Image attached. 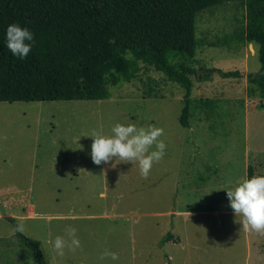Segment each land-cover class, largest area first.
Wrapping results in <instances>:
<instances>
[{"label":"rangeland","instance_id":"rangeland-1","mask_svg":"<svg viewBox=\"0 0 264 264\" xmlns=\"http://www.w3.org/2000/svg\"><path fill=\"white\" fill-rule=\"evenodd\" d=\"M244 23L242 0L195 12L192 66L242 76L191 75L187 127L184 89L146 64L105 99L0 101V202L46 264H224L216 223L235 218L208 211L222 207V188L248 165L264 175V99L247 95L245 75L259 68L257 45L240 37ZM116 122L163 129L165 153L147 177L135 162L92 163L88 136ZM67 225L80 245L57 255L50 241ZM105 249L117 260L102 257ZM0 264H36L1 215Z\"/></svg>","mask_w":264,"mask_h":264},{"label":"trees","instance_id":"trees-1","mask_svg":"<svg viewBox=\"0 0 264 264\" xmlns=\"http://www.w3.org/2000/svg\"><path fill=\"white\" fill-rule=\"evenodd\" d=\"M227 1L239 0H0V101L105 99L111 86L129 81L146 64L184 89L179 123L187 127L190 76L208 77L192 66L195 12ZM242 1L240 37L257 45L259 61L258 75L245 74L246 93L264 98V0ZM13 22L33 33L23 60L4 46L5 27ZM208 70L242 76L238 69ZM169 237L167 232L159 243ZM20 238L36 264H46L39 244Z\"/></svg>","mask_w":264,"mask_h":264},{"label":"clouds","instance_id":"clouds-1","mask_svg":"<svg viewBox=\"0 0 264 264\" xmlns=\"http://www.w3.org/2000/svg\"><path fill=\"white\" fill-rule=\"evenodd\" d=\"M32 43L33 33L27 27L15 22L5 27L4 46L14 57L23 60L31 50ZM162 134V128L151 124L138 127L133 122H116L107 135L91 132L88 136L91 137L88 155L95 165L107 164L113 158L120 163L135 162L140 176L147 177L152 165L165 153L166 144L158 139ZM222 189L225 190L228 206L239 225L252 232L264 234V175L246 176L233 186ZM75 233L76 229L67 225L63 236L56 235L51 239V246L57 255H63L66 247H79L80 242ZM101 256L117 260V254L107 249Z\"/></svg>","mask_w":264,"mask_h":264},{"label":"crops","instance_id":"crops-1","mask_svg":"<svg viewBox=\"0 0 264 264\" xmlns=\"http://www.w3.org/2000/svg\"><path fill=\"white\" fill-rule=\"evenodd\" d=\"M258 69L259 68L253 70L247 69V72H255ZM192 90L193 86L191 87L190 97L191 94H193ZM260 99L264 98L255 96L252 100L260 102ZM253 174H256L254 170L251 175ZM234 183L235 182L231 181L227 183L226 186L231 187ZM222 193L224 195V198L220 200V205H222V207L209 210L208 212L233 215L231 208L228 206L225 191ZM216 229L219 234L225 235L227 239V241H224L221 246L223 255L220 257L225 260L224 264H264V234L252 232L246 229L243 225H239L236 220L219 221L216 223ZM212 246L219 250V247L215 243H212Z\"/></svg>","mask_w":264,"mask_h":264},{"label":"water","instance_id":"water-1","mask_svg":"<svg viewBox=\"0 0 264 264\" xmlns=\"http://www.w3.org/2000/svg\"><path fill=\"white\" fill-rule=\"evenodd\" d=\"M212 71L211 70H208V69H197V73H205V74H210ZM255 75H258L259 74V71H255L254 73ZM0 215L7 221H9L11 224H12V227H13V230H14V233L17 235V236H20L22 237L23 235L18 231V228H17V224L15 222V219L11 216V215H8L6 214V211H5V208H4V205L3 203L0 202Z\"/></svg>","mask_w":264,"mask_h":264}]
</instances>
